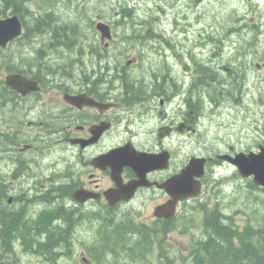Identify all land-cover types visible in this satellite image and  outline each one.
I'll return each mask as SVG.
<instances>
[{
	"label": "flooded vegetation",
	"instance_id": "af4514ba",
	"mask_svg": "<svg viewBox=\"0 0 264 264\" xmlns=\"http://www.w3.org/2000/svg\"><path fill=\"white\" fill-rule=\"evenodd\" d=\"M253 27L250 28H256ZM219 30L214 29L204 39L202 49L205 56L202 59L196 58L198 54L194 53V47L190 54L178 51L172 59L168 54L171 48L165 43L162 50L149 48L151 51L148 52V44L131 43L126 39L122 43L113 33L109 43L94 44L93 48L100 47L99 58L89 62L78 58L73 71L68 68L60 71L64 80L59 82L57 90L43 89L27 95L15 90H0V188L7 196H13V200L10 201L9 197L6 201L14 209L11 213L19 214V225L26 220L31 222L36 215L31 210L35 204L28 203L30 207L26 210L20 206L19 188L29 190L23 195L33 194L31 190L36 188L38 200L44 199L42 195L54 188L60 193L56 199L60 203L57 205L60 210L58 225L62 226L63 237L59 235L58 246L49 253L56 254L59 259L67 256L64 249L71 239L67 240L65 231L69 233L79 221L92 222L98 212L105 215L108 211L117 217L122 208L154 212L159 205L172 199L171 192L161 185L180 174L195 155L205 158L206 173L196 179L202 182V195L210 199L217 191L221 172L232 165L222 156L231 157L239 151L254 149L251 145L239 148L220 136L210 142L200 136L206 121L210 129L209 119L222 113V109L234 106L226 105V99H234L236 105L243 102L248 90V76L252 75L253 69H264V62L254 59L257 51L253 39L245 35L240 37L237 52L226 63H219L225 59L227 46L226 41L218 37ZM198 48L196 45L195 49ZM123 55L127 58H116ZM194 58L195 75L190 71L189 62ZM85 62L93 66L88 67ZM239 80L243 87L234 96L227 89L234 83L239 86ZM66 94L78 96L76 103L68 101ZM227 94L230 95L226 98ZM258 137L263 138L259 143ZM47 140L56 143L59 158L45 161L41 157L33 165V170L31 160L35 161L38 154L30 156L28 151L38 150L31 141ZM253 144L264 145V133L253 135ZM124 147L150 154L163 153L159 162L162 167L159 168L158 162L153 160L141 165V170V167L135 168V162L129 163L124 155L107 156L115 148ZM51 171L54 173L49 174ZM139 174L144 177V184L137 188L131 199L111 205L107 192L139 179ZM39 176L43 181L41 186L27 185ZM191 181L194 182L193 177ZM79 189L90 193L91 197L77 200L74 193ZM196 199L190 197L181 201L178 208ZM0 201L3 202L4 198ZM152 218L163 222L170 220ZM13 229L11 241L16 253L30 256L25 243L31 236H25L18 227ZM44 238L45 235L39 236V239ZM65 239L67 244L63 241ZM98 246L90 244L88 252L84 250L79 254L88 262V253L96 255L98 264L101 254L95 251Z\"/></svg>",
	"mask_w": 264,
	"mask_h": 264
},
{
	"label": "rangeland",
	"instance_id": "374dc122",
	"mask_svg": "<svg viewBox=\"0 0 264 264\" xmlns=\"http://www.w3.org/2000/svg\"><path fill=\"white\" fill-rule=\"evenodd\" d=\"M28 3L34 12L41 13L50 8L56 15L59 14L58 24L79 23L80 28L83 27L82 33L86 39L76 49L74 47L69 49L65 45L56 46L55 41L52 43L53 45L51 42L48 43L50 33L42 32L33 34L31 45L21 47L20 42H17V45L7 48L14 52L22 49L18 54L27 57V63L36 66L41 72L47 71V66L49 69H56L57 73L52 76V86L48 87L47 90L58 89L57 84L64 80L58 76V72L64 68L71 69V64L75 63V59H87L89 62L91 59V53L88 51V44L91 43L89 41L96 39L99 42L101 39V33L96 28V24L100 20L111 24L113 33L121 39L119 41H122V43L126 39L127 42L131 43L148 44L146 50L148 52L151 51L149 48L162 50L163 43H165L167 47L171 48L168 54L172 56V59L178 51L190 54L193 50L192 47H194V53L198 54V57L194 55L196 58H204L205 53L201 47L205 41L204 39L208 34L213 33L214 29L220 28L218 37H222L227 46L225 48V59L219 60V63H226L225 61L237 52V45L243 35L250 36L254 41L255 52L257 51L256 54L254 53V59L261 63L264 62V0H204L199 5L195 4V0H30ZM0 8H4L2 0H0ZM10 12L12 10L7 11L8 14L6 13V15H10ZM27 20L31 24V17H27ZM246 23L248 26H245ZM255 24H257V28L253 27ZM246 27L248 29H244ZM148 28L153 29L154 32L160 35L147 36ZM231 29L234 30V33L229 36ZM237 30L241 31L236 32ZM167 40L172 43H167ZM196 45L199 46L198 49H195ZM82 49H85L84 55L78 56V50ZM119 52H122V49ZM125 55H127V51H125ZM125 55L116 58H124ZM176 60L179 64L180 58ZM189 62L191 64L190 71L194 72L197 68L194 63L195 58L193 62L191 60ZM197 62L200 64L201 61L198 60ZM102 64H105V62ZM0 73L1 78H4L6 72ZM251 74L248 76V90L243 97V102L236 105L234 99H226V105L232 104L234 106L222 109V113L215 114V117L209 119L212 124L210 129L207 128L209 124L206 121L201 129V139H207L210 142V139L213 140L220 136L225 138L227 142L232 141L239 148H246L248 145L255 147L253 135L263 134L264 69L255 68ZM188 79L190 80V75ZM242 87L239 80V86L234 83L227 90L234 93L235 96L237 92L241 91ZM229 95L227 94L226 98ZM22 129L24 130V126H22ZM249 135L250 137H248ZM262 139V137H258L257 143ZM51 141H31L34 148L38 150V152L35 150L30 152V156L38 154L35 161L33 158L31 160L33 170H35L33 165L41 157L45 161L52 157L58 160L59 148L56 143H50ZM226 171H228V174L224 178L226 177L229 185L226 186L224 179L221 184V192L213 194L209 200L204 195L195 205L189 206L187 210L181 209L179 211L181 216L175 222L174 232H158L156 243L154 236L148 242V247L141 248L138 245L140 239L132 233L127 237H124L125 233H121L118 238L112 236L108 242L107 240L101 242L99 240V230L104 221H83L73 227L69 233L67 230L65 231L67 240L71 239L69 246L64 249L67 256L51 260L50 258H41L36 254L30 256L21 254L19 260H16V255L8 254L0 257V264H96L95 258V263L91 259L92 262L90 263L79 254L84 250L88 252V245L90 244L99 245L95 249V251H98L97 254L101 252L98 264H168V257L170 256H173L170 260L177 263V256L186 255L191 249L192 242L204 238L208 234L205 226V214L207 210L214 208L217 203L218 207L227 216V222L239 226H245L252 222L256 227H264V190L251 187L249 181L237 176L236 170L232 167L228 166ZM52 173L53 171L49 174ZM42 182V178L39 176L34 180H30L27 185L41 186ZM56 184H58V180ZM28 191L24 187L19 188L17 191L21 195L19 197L20 206L24 207L25 210L26 207H30V204L32 206L35 204L31 210H34L37 214L42 208L51 209L60 204L59 200L55 199L56 188L50 193L42 195L46 197L40 199L41 202L36 197V194H38L36 188L31 190L33 194L23 195ZM201 202L205 203L201 205L199 204ZM28 203H30L29 206H27ZM0 207L9 208L1 201ZM11 210L14 209L10 208L4 211L11 212ZM123 211H127L126 208L118 211L117 222H126L127 214ZM133 212L135 220L152 215L151 210L140 213L138 211ZM106 215L110 216L108 213ZM70 234L71 236H68ZM63 241L67 244L66 239ZM170 241H172V244ZM162 242H164L166 249L162 246ZM4 251L0 246V255ZM13 252L16 253V250ZM74 253L76 256H73ZM78 254L79 257H77ZM88 256L89 258L92 257L89 253Z\"/></svg>",
	"mask_w": 264,
	"mask_h": 264
},
{
	"label": "trees",
	"instance_id": "16d2710c",
	"mask_svg": "<svg viewBox=\"0 0 264 264\" xmlns=\"http://www.w3.org/2000/svg\"><path fill=\"white\" fill-rule=\"evenodd\" d=\"M7 1L9 4L7 3ZM13 1H17V2H13ZM22 1L21 0L20 1L19 0H4V4L6 3V5L4 6V9L0 10V17L2 14L4 15V13H6V11L9 8H12V11H14V12H16V11H17V13L20 12L19 15L23 19L25 26H26V32L24 34V38L26 39L25 40L26 42H28L32 39L33 34L42 33V32H46L48 34L50 33V37H51L50 40L52 39V42L55 41L54 43L56 44V46H60V45L64 46L65 45L69 49H71L72 47H74L76 49V47H79V45L81 43H84L86 41V39L82 33L83 27L80 28L79 23H76V22H73V23L69 22L68 23L67 22L66 25L68 27L70 26L69 28L65 24L59 25L58 24L59 20H56V19H58L57 15L54 13V11L51 12L50 8L45 9L44 10L45 13H41L42 14L41 15V14H38L37 12L31 11L26 5H24L25 0H24V3ZM29 11H31V12H29ZM2 12H4V13H2ZM32 13L35 14V17H33L31 15ZM50 14H51L52 20H51ZM27 17H31L32 22H34V21L35 22L28 25V21H26ZM40 17L42 18V20L40 19ZM36 18H37V20H36ZM44 18H46V19H44ZM51 21H53V22L56 21L57 23L56 22L53 23ZM50 24H53L54 26L50 25ZM34 30H36V31H34ZM89 42H91L89 44H96L98 41L96 39H94L93 41H89ZM79 51H80L81 55H83L85 53L84 52L85 49H82ZM89 51L90 52H99V47H95V48L91 47V48H89ZM15 63H16L15 65L9 64L7 69L9 71H19V72H23L25 74H31L32 73L30 68H32L33 66L27 65L23 61H18ZM46 69H47L46 72L48 74L44 73L45 75L41 74V72L32 73L35 78L42 80V82L45 84L47 82L51 81V79H49V77H51L50 74L55 75L57 73L56 69L50 68L51 69L50 70L48 66ZM62 74H64V73H62ZM6 89L8 90V88L4 85L3 81H0V90H6ZM2 198H4L3 204L5 205V201L9 198V196H7L6 192L0 188V199H2ZM6 209H8V208H6ZM50 212H51V214H50ZM41 213H42L41 218L42 219L44 218L45 220L44 219L43 220L46 221V223L41 222L40 225L41 224H42L41 226L47 225L48 229L44 230L43 232H40V234H42V235L45 234V235H47L48 238L43 242L40 240H38V242H39V244H41L43 246L47 245L49 247V250L53 251V249H54L53 247L56 246V243H58L57 240L59 239V235H61L62 231H63L62 226L57 225V224H59L58 219H57L59 217V215H58L59 212L52 210V209H48V210L42 211ZM51 215H53V216L55 215V219H57L55 222H53V219H52L53 216L51 217ZM19 217H20L19 214H14L11 212H5L4 210H0V227H2V230L5 231V232L0 231V242L2 241L1 244H2L3 248L5 249V251H10L11 240H12L11 235L13 234V232H12L13 228L18 227V229H22L24 231L25 236H27V235L31 236L32 235V239L36 240L34 232L28 233L26 231L28 221H24L22 223V225H19ZM222 217L223 216L217 207L215 209V211H213L212 214L206 218V224H207L206 229L208 231V235H210V236H208L207 239H205V240H203V239L198 240L195 243L194 248L196 250L194 249L192 252L194 254V258H193L192 262H190V263H179V264H264V232H263L264 227L261 226V227L255 228L252 226H248L249 228H247L246 231L244 232V231L238 230L236 228L234 229V227H231L230 225L225 224L222 221ZM128 224H129V220L126 222L121 221V223L118 222L117 225H115V226H114V224L108 223L107 226L113 228L112 233H111V231H109L108 234L111 237L114 236L117 238L119 235H121V233L127 234V230L130 231ZM248 229H249V232H248ZM52 230H53V232H52ZM55 231H57V232H55ZM238 233H240L241 235ZM127 235H129V234H127ZM137 236L140 239L138 245H140L141 248L148 247V242L146 241L145 236H143L142 233H139V235H137ZM235 238L238 239V242L235 240ZM183 259L185 260L186 257Z\"/></svg>",
	"mask_w": 264,
	"mask_h": 264
},
{
	"label": "water",
	"instance_id": "95a60500",
	"mask_svg": "<svg viewBox=\"0 0 264 264\" xmlns=\"http://www.w3.org/2000/svg\"><path fill=\"white\" fill-rule=\"evenodd\" d=\"M201 0H196V3H199ZM98 29L101 30L103 39L106 36H111L110 26L104 22H98ZM23 33V23L18 14H14L11 17L1 18L0 19V47H6L7 44ZM7 83L14 89L22 92L23 94H27L28 92H32L35 90H40L41 86L39 81L28 78L20 73H11L7 76ZM68 99L73 103L76 102L77 97L73 95H67ZM133 153L128 154V156H132ZM151 155L141 154L138 155L139 161L142 163H146ZM234 163L239 167V171L243 176H249L251 174L255 175V181L264 185V147H261V151L255 153H241L233 160ZM204 168V159L202 158H194L188 167L183 171V173L179 176L177 183V191L178 193L174 194L175 199H172L168 203L161 205L157 208L156 214L158 216L171 217L174 215L176 211V205L179 199H183L188 197L189 195H198L200 193V183L197 180L192 186L191 183L192 176L195 175L201 176L203 174ZM180 181H183L180 183ZM188 181V182H187ZM135 188V187H134ZM133 188V189H134ZM170 188V187H168ZM80 192H77L75 195L78 196ZM118 196H115V195ZM114 194L112 197L115 199L118 198H129L132 194L130 193L129 188L126 187L124 189L118 190V192ZM82 197L79 196L78 198ZM88 197V196H86ZM112 203H115L116 200L110 199Z\"/></svg>",
	"mask_w": 264,
	"mask_h": 264
},
{
	"label": "bare ground",
	"instance_id": "6f19581e",
	"mask_svg": "<svg viewBox=\"0 0 264 264\" xmlns=\"http://www.w3.org/2000/svg\"><path fill=\"white\" fill-rule=\"evenodd\" d=\"M20 1V0H19ZM22 1V0H21ZM26 1V0H25ZM44 1V0H43ZM47 1V0H46ZM54 1V0H53ZM13 2H17V1H13ZM23 3H24V0L22 1ZM21 2V3H22ZM30 2V1H29ZM7 3H8V1H7ZM19 3V2H18ZM22 3V4H23ZM9 4V3H8ZM13 4V3H12ZM15 4V3H14ZM29 4V3H28ZM32 4V3H31ZM5 5H6V3H5ZM11 5V4H10ZM9 5V6H10ZM21 5V4H20ZM25 5V4H24ZM54 5V4H53ZM12 6V5H11ZM14 6V5H13ZM23 7V6H22ZM42 7V6H41ZM45 7H47V6H45ZM8 8V7H7ZM1 9V8H0ZM4 9V8H3ZM24 9V8H23ZM28 9V8H27ZM26 9V10H27ZM40 10H42L41 8H39ZM15 10V9H14ZM17 10V9H16ZM33 10V9H32ZM38 10V9H37ZM19 11V10H18ZM24 11V10H23ZM48 11V10H47ZM50 11V10H49ZM53 10H51V12H52ZM7 12V11H6ZM14 12V11H13ZM17 12V11H16ZM27 12V11H26ZM29 12H31V11H29ZM2 13H4V12H2ZM11 13V12H10ZM20 13V12H19ZM37 13H38V11H37ZM45 13V12H44ZM58 13V12H57ZM5 14V13H4ZM8 14V13H7ZM27 14V13H26ZM34 13H32L31 15L33 16V17H35V14L33 15ZM40 14V13H39ZM42 15V14H41ZM49 15V14H48ZM59 15V14H58ZM58 15H57V17H58ZM1 16H3V14L1 15ZM23 16V15H22ZM26 16V15H25ZM47 16V15H46ZM45 16V17H46ZM56 16V15H55ZM24 17V16H23ZM48 17V16H47ZM50 17H51V14H50ZM40 19L42 20V18L40 17ZM44 19H46V18H44ZM54 19V18H53ZM56 19V18H55ZM36 20H37V18H36ZM51 20H52V17H51ZM56 20H58V19H56ZM61 20V19H60ZM26 21H28V20H26ZM34 21V20H33ZM44 21V20H43ZM42 21V22H43ZM35 22V21H34ZM34 22H31V23H34ZM51 22H53V21H51ZM54 22H56V21H54ZM53 22V23H54ZM45 23V22H44ZM43 23V24H44ZM57 23V22H56ZM28 25H30L29 23H28ZM33 25V24H32ZM50 25H53V24H50ZM57 25V24H56ZM60 25V24H59ZM64 25V24H63ZM62 25V26H63ZM66 25V24H65ZM72 25V24H71ZM75 25V24H74ZM77 25V24H76ZM37 26V25H36ZM47 26V25H46ZM54 26V25H53ZM58 26V25H57ZM67 26V25H66ZM32 27V26H31ZM35 27V26H34ZM45 27V26H44ZM68 27V26H67ZM70 27V26H69ZM68 27V28H69ZM39 28V27H38ZM75 28V27H74ZM77 30V29H76ZM34 31H36V30H34ZM16 63H13L12 65H15ZM25 66V65H24ZM18 67V66H17ZM24 69V68H23ZM218 195V194H217ZM218 197H219V195H218ZM212 198V197H211ZM219 202V201H218ZM206 205V204H205ZM52 210H54V209H52ZM57 211V210H56ZM50 214H51V212H50ZM55 214V213H54ZM51 216H53V215H51ZM52 219H53V217H52ZM71 221V220H70ZM120 221V220H119ZM69 224H71V222L69 223ZM207 225V224H206ZM247 225V224H246ZM68 226V225H67ZM119 226V225H118ZM247 228H249V227H247ZM251 228V227H250ZM235 229V228H234ZM252 229V228H251ZM15 229H13L12 231H14ZM255 230V229H254ZM2 232H5L4 230H1ZM246 231V230H245ZM244 231V232H245ZM256 231V230H255ZM259 231V230H258ZM51 232V231H50ZM52 232H53V230H52ZM55 232H57V231H55ZM239 232V231H238ZM248 232H249V229H248ZM247 232V233H248ZM264 232V231H263ZM237 233V232H236ZM128 234V233H127ZM127 234H125L124 236H126ZM238 234H240V233H238ZM241 235V234H240ZM130 236V235H129ZM208 236H210V235H208ZM56 237V236H55ZM109 237H111L110 235H109ZM202 240V239H201ZM59 241L60 240H57V242L59 243ZM196 241V240H195ZM202 242V241H201ZM58 243H56V246H58ZM99 243V242H98ZM122 246V245H121ZM197 247V246H196ZM51 249V248H50ZM148 249V248H147ZM195 249V248H194ZM152 250V249H151ZM196 250V249H195ZM152 252V251H151ZM195 253V252H194ZM145 254V253H144ZM50 260V259H49ZM54 264V263H53Z\"/></svg>",
	"mask_w": 264,
	"mask_h": 264
}]
</instances>
